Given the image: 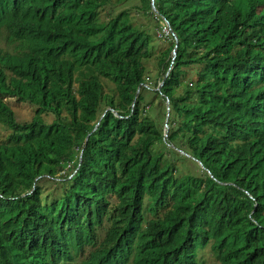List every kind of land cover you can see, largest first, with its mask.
Returning a JSON list of instances; mask_svg holds the SVG:
<instances>
[{
  "label": "trees",
  "instance_id": "1",
  "mask_svg": "<svg viewBox=\"0 0 264 264\" xmlns=\"http://www.w3.org/2000/svg\"><path fill=\"white\" fill-rule=\"evenodd\" d=\"M152 1L0 0V264H264V0Z\"/></svg>",
  "mask_w": 264,
  "mask_h": 264
},
{
  "label": "rangeland",
  "instance_id": "2",
  "mask_svg": "<svg viewBox=\"0 0 264 264\" xmlns=\"http://www.w3.org/2000/svg\"><path fill=\"white\" fill-rule=\"evenodd\" d=\"M136 2H138V0H136ZM141 21L144 25L147 24L146 19L142 18ZM160 25L162 27L160 28V32H159L160 39H162V37L164 38L168 37L170 31L167 27V24L165 22H161ZM160 43H161V48L158 51L160 50L162 51L167 47V45L164 42H160ZM9 103H10L12 110L15 112L16 118L18 121L26 122L31 119L32 113H33V108L31 106L25 105L23 103H17V101L15 100H11ZM8 134H9L8 131L0 127V141L1 142L5 140L4 137L8 136ZM197 166L199 169H202L201 168L202 166L199 163L197 164ZM65 167L66 168L69 167V162L65 163ZM198 258L201 264H212L215 262V259L213 258L212 253H211V249L209 247L200 251Z\"/></svg>",
  "mask_w": 264,
  "mask_h": 264
},
{
  "label": "water",
  "instance_id": "3",
  "mask_svg": "<svg viewBox=\"0 0 264 264\" xmlns=\"http://www.w3.org/2000/svg\"><path fill=\"white\" fill-rule=\"evenodd\" d=\"M152 8L155 12H157V9L155 7V4H154V1L152 2ZM176 43H178V39L176 37ZM177 47V46H176ZM173 55H174V58L176 57V51L173 52ZM163 86V84L160 85L159 89ZM167 103L169 104V101H167ZM166 131H168V126L166 125ZM167 137V134L165 135ZM81 161H82V156H80V164H81ZM201 164V163H200ZM202 165V164H201Z\"/></svg>",
  "mask_w": 264,
  "mask_h": 264
},
{
  "label": "clouds",
  "instance_id": "4",
  "mask_svg": "<svg viewBox=\"0 0 264 264\" xmlns=\"http://www.w3.org/2000/svg\"><path fill=\"white\" fill-rule=\"evenodd\" d=\"M153 1H154V0H153ZM153 1H152V2H153ZM165 22H166V24H167V27H168L169 31H171V27H170V25H169V22H167V21H165ZM165 131H166V127H165ZM167 132H168V131H166V133H167ZM200 163H201V162H199V164H200ZM201 164H202V163H201ZM201 164H200V165H201ZM201 166L203 167V165H201ZM208 173L210 174L211 177H213V176L211 175L210 171H208Z\"/></svg>",
  "mask_w": 264,
  "mask_h": 264
}]
</instances>
